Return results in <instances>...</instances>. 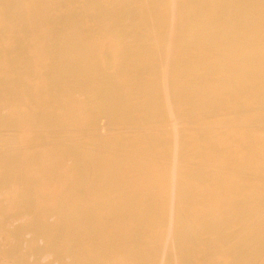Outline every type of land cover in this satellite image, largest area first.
<instances>
[{"label":"bare ground","instance_id":"6f19581e","mask_svg":"<svg viewBox=\"0 0 264 264\" xmlns=\"http://www.w3.org/2000/svg\"><path fill=\"white\" fill-rule=\"evenodd\" d=\"M0 264H264V0H0Z\"/></svg>","mask_w":264,"mask_h":264},{"label":"rangeland","instance_id":"374dc122","mask_svg":"<svg viewBox=\"0 0 264 264\" xmlns=\"http://www.w3.org/2000/svg\"><path fill=\"white\" fill-rule=\"evenodd\" d=\"M8 134L15 135V134H17V132H16V130L12 129V130H9ZM52 262H55V260L53 259Z\"/></svg>","mask_w":264,"mask_h":264}]
</instances>
